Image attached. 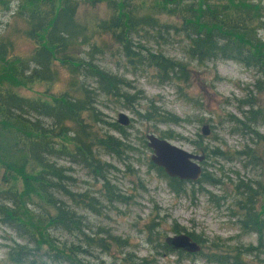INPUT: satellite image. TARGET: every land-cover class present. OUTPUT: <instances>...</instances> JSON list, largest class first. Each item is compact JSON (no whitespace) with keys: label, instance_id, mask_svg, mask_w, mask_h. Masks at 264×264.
<instances>
[{"label":"trees","instance_id":"trees-1","mask_svg":"<svg viewBox=\"0 0 264 264\" xmlns=\"http://www.w3.org/2000/svg\"><path fill=\"white\" fill-rule=\"evenodd\" d=\"M79 1L0 0V12L10 13L12 22L20 24H7L0 34V179L5 183V188L0 189V224L13 229L27 242L9 249L7 259L11 263L21 264L29 254L27 245L34 243L56 249L57 259L71 264V257L62 255L85 254L89 248L106 251L109 247L99 235L96 239L85 234L89 230L87 221L72 208L98 212L97 199L87 192L73 191L74 179L68 174L69 169L58 163L66 160L84 168L102 182L107 197L118 202L124 200L107 178L113 167L101 162L100 152L124 162L131 150L128 136L124 127L105 120L97 105L100 97L130 103L137 97L126 91L130 84L125 78L98 63L97 55L105 53L95 41L98 37L110 36L127 65L155 70L162 83L186 82L191 63L205 66L219 60L233 61L254 71L255 89L264 93V7L261 6L264 0H158L155 8H146L144 2L137 6L133 0H86L95 5L105 2L109 9L107 19L91 25L76 21ZM162 13L176 17L177 22H161L158 16ZM10 28L16 39L8 32ZM164 31H173L184 38L188 63L148 47ZM22 45L27 51L17 48ZM55 65L69 72L68 89L72 92L52 95L51 103L24 98L14 92L15 87L35 82L53 83ZM244 105L249 110L241 112L244 120L237 123L244 127L247 121L251 126L259 123L264 127V112L253 110L252 101ZM85 114L93 124H101L108 131L102 137L96 136ZM159 117L166 125L183 122L171 113L164 112ZM110 131L121 136L117 138ZM156 169L172 192L182 193L186 184L191 183L168 178L160 168ZM202 183L215 184L205 172L194 184ZM263 184L257 180L254 186L244 185L237 203L241 211L239 228L245 234H256V246L213 252L207 257L209 263L244 264L241 254L255 260L264 258V211H257L255 200L259 190L264 192ZM50 231L82 236L86 248L78 243L58 247ZM102 233L118 240L106 230ZM187 235L195 241L193 235ZM165 248L175 251L166 244ZM143 261L139 264H144Z\"/></svg>","mask_w":264,"mask_h":264},{"label":"rangeland","instance_id":"rangeland-1","mask_svg":"<svg viewBox=\"0 0 264 264\" xmlns=\"http://www.w3.org/2000/svg\"><path fill=\"white\" fill-rule=\"evenodd\" d=\"M142 2L146 8L159 4L158 0H133L137 6ZM261 6L264 7V1ZM9 15L0 12V34L7 24L20 26L13 23ZM108 16L105 2L95 5L81 0L75 18L81 24L91 25ZM158 17L166 24L177 22L176 17L167 13ZM8 32L16 39L12 28ZM164 32L161 38L150 41L148 47L188 63L184 38L173 31ZM95 41L105 51L97 55V62L113 74L125 78L130 84L126 91L137 97L131 103L100 97L97 105L105 120L117 122L119 113H124L130 120L129 125L124 127L131 148L129 157L120 162L100 152L101 162L113 167L107 178L124 200L113 201L105 194L102 182L95 180L87 170L60 160L59 165L69 169L68 174L74 179L71 189L79 193L87 192L98 201V212L72 206L87 221L89 230L85 234L96 239L99 235L103 244L109 246L106 251L89 248L88 251L84 249L85 254L67 252L62 256H70L72 264H139L140 260H144V264H215L209 263L207 258L213 252H225L238 246L255 247L256 234H245L239 228L241 211L237 206L242 197L239 192L243 191L244 185L254 186L257 180L264 183V127L259 123L251 126L247 121L244 127L237 123L244 120L241 112L249 110L244 105L247 101L253 102V110L264 112V93L255 89L254 71L233 61L219 60L205 66L191 63L186 82L162 83L155 70L127 65L119 46L110 36H101ZM17 48L27 51L24 45ZM54 69L56 80L53 83L35 82L15 87L14 92L24 98L47 103H51L52 95L72 92L68 89L69 72L59 65H55ZM164 112L177 116L183 122L177 125L161 123L159 116ZM84 116L88 124L92 123L88 114ZM203 125L210 129L207 136L201 135ZM92 126L93 133L98 137L108 131L101 124ZM149 133L159 138L169 137L162 139L187 152L203 153L202 171L215 184L187 183L182 193L172 192L165 177L150 162L152 153L145 141V135ZM110 134L117 138L121 136L114 131ZM4 188L5 183L0 179V189ZM255 200L257 211H264L262 190L258 191ZM67 204L70 205L69 202ZM102 230L118 240L109 239ZM180 233L193 235L201 246V252L178 255V252L167 251L165 238ZM50 234L57 240L54 243L58 247L78 243L86 248L82 236L58 231H50ZM17 244L26 245L27 242L18 237L13 229L0 224V264H18L7 259L9 249ZM215 244L222 246L216 247ZM27 248L29 254L21 264H71L57 259L56 249L52 250L48 245L34 243ZM241 260L244 264H264L263 257L255 260L241 254Z\"/></svg>","mask_w":264,"mask_h":264},{"label":"water","instance_id":"water-1","mask_svg":"<svg viewBox=\"0 0 264 264\" xmlns=\"http://www.w3.org/2000/svg\"><path fill=\"white\" fill-rule=\"evenodd\" d=\"M118 125L127 127L130 120L124 113L117 116ZM210 129L207 125L201 128V135L207 136ZM146 146L151 150L150 162L160 168L168 178L180 181L196 183L201 178L203 171L201 164L205 161L203 153L194 154L187 152L166 139L159 138L154 134L145 135ZM165 244L175 251H183L187 254H197L201 252V246L185 234H175L164 240Z\"/></svg>","mask_w":264,"mask_h":264}]
</instances>
